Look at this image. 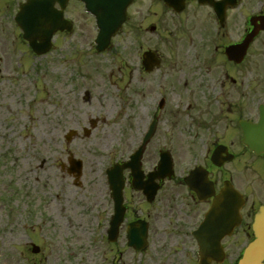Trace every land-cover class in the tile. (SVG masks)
Here are the masks:
<instances>
[{
	"label": "flooded vegetation",
	"instance_id": "flooded-vegetation-1",
	"mask_svg": "<svg viewBox=\"0 0 264 264\" xmlns=\"http://www.w3.org/2000/svg\"><path fill=\"white\" fill-rule=\"evenodd\" d=\"M26 1L0 0V39L7 38L11 51L13 47L23 50L28 47L15 21ZM64 1L63 18L71 23L72 31H57L53 37L55 44L60 38L77 34L87 38L93 50L90 39H95L98 33L95 17L86 11L81 0ZM171 6L181 7V10ZM256 7L253 12L252 0H236V4L226 0H174L171 3L133 0L126 10L125 23L112 39L115 41L127 28L137 41L136 51L134 41L130 64L134 84L146 75L157 87L147 111L149 119L155 122L154 131L142 150L140 170L135 172V190L131 186L130 172H123L125 223L135 221V237L139 238L144 230L146 238L143 248L135 249V264H236L254 239V216L264 206V151L257 154L243 142L240 122L256 125L260 113L264 120V0H258ZM54 8L59 12L58 0ZM253 22L255 26L260 25L261 30L239 61L230 59L228 48L243 42L252 31ZM110 50L112 44L105 53ZM146 51L153 54L154 64L149 70L142 62ZM125 67L111 65L107 78L111 79L112 72H122ZM126 74L117 79L130 77ZM173 96L178 97L176 113L189 117L193 126L182 139L168 130H158L162 116L172 113L169 104ZM176 149L185 151V157L190 160L180 171L173 159ZM163 152L170 154L173 174L163 178L151 176ZM195 168L197 173L190 176ZM80 185L81 182L76 187ZM225 187H233L239 193L238 208L235 199L218 200ZM109 199L112 214L110 196ZM213 204L217 208L215 217L211 218L209 212ZM57 220L64 228H71L69 210L60 207L54 214V221ZM54 221L40 220L30 227L35 231L50 223L48 231ZM207 228L214 230L208 236ZM64 236L56 230L55 239L60 238L65 244L62 255L44 256L43 247L33 239L26 244L30 256L25 255L21 247L16 256L7 255L23 264H89L82 258L76 261L71 251L73 238L69 233ZM206 236L210 243L216 238L219 248L216 253L207 251L205 254Z\"/></svg>",
	"mask_w": 264,
	"mask_h": 264
},
{
	"label": "rangeland",
	"instance_id": "rangeland-1",
	"mask_svg": "<svg viewBox=\"0 0 264 264\" xmlns=\"http://www.w3.org/2000/svg\"><path fill=\"white\" fill-rule=\"evenodd\" d=\"M257 2L252 0L253 12ZM6 40L0 39V83L4 82L0 84V264H23L11 256L21 248L30 256L26 244L31 239L43 247L44 256L59 254L65 244L55 239L56 230L62 237L71 234L76 261L82 258L89 264H135V251L126 245L124 225L116 243L109 245L106 241L111 209L103 168L110 160L132 152L149 121L147 111L157 87L146 75L141 82H133L130 64L134 41L137 49L136 39L126 28L115 39L110 53L96 55L87 38L73 34L58 39L43 56L34 55L29 48L14 49L12 54ZM113 64L125 65V72H112L113 77L108 79L107 71ZM126 73L130 77L117 79ZM19 80L24 87L10 109L11 95L4 97V86L17 85ZM84 91L89 93L88 102L82 99ZM44 101L46 120L42 118L43 109L36 107ZM170 102L172 113L162 116L158 130H168L182 139L193 129L191 119L176 113L177 96ZM91 119L97 121L96 127L84 137L82 128H89ZM71 129H76L78 136L68 143L64 135ZM70 154L83 162L80 187L73 185L67 173ZM173 154L180 171L190 160L183 150L176 149ZM60 207L71 214L70 229L54 221ZM47 219L54 221L48 231L50 223L44 229H31L32 223Z\"/></svg>",
	"mask_w": 264,
	"mask_h": 264
},
{
	"label": "water",
	"instance_id": "water-1",
	"mask_svg": "<svg viewBox=\"0 0 264 264\" xmlns=\"http://www.w3.org/2000/svg\"><path fill=\"white\" fill-rule=\"evenodd\" d=\"M53 0H28V3L24 5V12L21 14L23 18L22 28L25 36L28 40L29 46L33 52L37 55L47 53L51 47V37L56 29H63L64 23L57 21V14L52 9ZM88 2L89 9L97 16L98 26L100 27V33L96 39V50L101 52L105 50L109 44L111 37L120 28L122 22L125 20V8L131 0H85ZM95 11H98L97 13ZM25 16V17H24ZM20 17V15L18 16ZM256 30L248 36V41L255 34ZM246 42V41H245ZM244 137L246 141H251L252 147L259 148L264 143V134H262L264 123L250 127L243 123L241 125ZM75 135V131H70L65 135V140L70 141ZM256 152H259L257 150ZM138 157L135 154L131 157L130 161L124 165L116 166L112 168L109 173V182L111 185L112 194L115 200V214L110 222V229L108 231L109 240H115L118 234V226L122 220V205H121V174L124 168H130L131 175L135 178V172L138 167ZM69 164L71 166V172H75L76 176L81 173V162L69 158ZM164 166V164H162ZM193 171L191 175L195 174ZM156 175V174H155ZM154 176V175H152ZM135 186V181H134ZM223 197L233 198L234 195L237 199L236 192L230 188H226L223 191ZM214 213V210L210 212V215ZM254 231L256 239L245 250L242 259L238 264H262L264 257V208L256 214ZM128 245L135 248V222L129 224L127 229ZM205 249L210 247L205 246Z\"/></svg>",
	"mask_w": 264,
	"mask_h": 264
},
{
	"label": "bare ground",
	"instance_id": "bare-ground-1",
	"mask_svg": "<svg viewBox=\"0 0 264 264\" xmlns=\"http://www.w3.org/2000/svg\"><path fill=\"white\" fill-rule=\"evenodd\" d=\"M9 66H10V63L8 64V67ZM0 84H4V82H2ZM23 87H24V83H23L22 80H19L18 83H17V85L7 86L5 84V86H4V97L8 96L9 94L11 95V99H9L10 100V105H7V107H9L10 109L13 108V105L11 103L13 102L15 96L18 94L17 92H19V90H21ZM46 106H47V101H44V102H42L40 104H36V107L38 109L39 108H42L43 109L42 118L44 120H46L47 117H48V112H47ZM1 109H2V106H0V111H1ZM46 122H48V121H46Z\"/></svg>",
	"mask_w": 264,
	"mask_h": 264
}]
</instances>
